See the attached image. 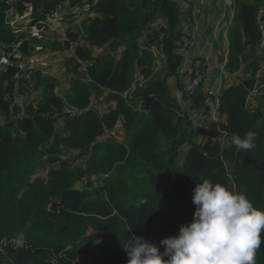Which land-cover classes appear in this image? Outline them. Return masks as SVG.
<instances>
[{"label": "trees", "instance_id": "trees-1", "mask_svg": "<svg viewBox=\"0 0 264 264\" xmlns=\"http://www.w3.org/2000/svg\"><path fill=\"white\" fill-rule=\"evenodd\" d=\"M11 1L0 0L3 53L20 39L21 58L37 48L26 34L3 25L8 9L13 8L17 23L30 26L57 6L63 13L68 5L79 10L69 14L68 24L73 25L71 19L80 22L66 31V41L59 47L83 37L87 47L75 54L94 65L88 71L89 82L70 79L66 93L56 92L54 78L42 81L36 75L30 91L38 87L42 93L36 104L16 103L29 92L12 81L13 68L0 75V264H127L123 248L130 235L159 247L162 239L176 236L182 224L192 221L193 189L204 180L243 193L255 208L264 210V91L255 105L245 102L257 69L260 33L255 16L263 0H237L234 5L228 28L233 45L223 69L229 77L239 71L243 77L238 84L222 86L223 131L228 136L221 142L205 137L201 128H191L189 110L179 108L173 85L169 88L181 60L177 42L184 32L179 10L188 19L191 8H181L177 0ZM162 21L167 24L162 30L166 60L159 75L132 93L133 108L114 93L129 88L133 67L145 78L152 73V57L147 51L139 54L138 41L149 46V38L157 33L155 23ZM93 48H104L106 54L91 57ZM120 48L124 50L115 60L112 55ZM70 65L68 72L72 61L65 64ZM106 93L109 107L100 115L89 106L90 100ZM185 100L198 109L202 96L197 92ZM65 105L88 110L69 119L61 114ZM116 128L124 132L123 144L98 142ZM249 131L256 133L251 150L231 145L234 136L243 138ZM114 157L136 175L122 180L117 171L113 182L105 185L107 194L94 192L90 183L74 187L98 170L107 174L106 161ZM78 161L87 163L74 167ZM43 166L48 167L45 175H36ZM21 233L25 243L17 246ZM261 240L255 264H264V232Z\"/></svg>", "mask_w": 264, "mask_h": 264}, {"label": "built area", "instance_id": "built-area-1", "mask_svg": "<svg viewBox=\"0 0 264 264\" xmlns=\"http://www.w3.org/2000/svg\"><path fill=\"white\" fill-rule=\"evenodd\" d=\"M15 0H12L13 3ZM237 0H222V8L230 9L228 19L224 16V23L226 28L224 30H218L220 23L217 22L213 30L211 31V37L204 35L203 36V45L204 47L198 51V36L196 32H184V36L177 42V51L180 55V63L174 72V83L172 96L180 109L186 108L189 110V119L191 120L192 127L198 129L203 125H208L214 132H210L211 137H207L212 141H223L224 138L228 136L226 132L223 131V125L226 123V117L221 112V95H222V86L224 73L220 72L219 75H213L211 73V59L213 57V40L218 36L219 39L224 38L227 43L224 45L223 56V66L227 62V58L230 52L229 42H228V28L232 23L234 16V5ZM82 3H86V0H82ZM200 9L204 8L199 7ZM75 11H79L78 8H75ZM62 6H57L55 10L51 11L45 19L37 20L33 25L27 23L20 25L15 20L13 8L8 9L5 12L3 25L9 27L12 32L18 34H31L38 31H50L52 23H64L68 20L65 19V16L61 15ZM204 12V11H203ZM202 12V14H203ZM201 14V15H202ZM200 15V16H201ZM200 16H197L199 18ZM18 24V25H17ZM255 24L260 33V41L258 44V63L257 69L253 75V87L248 92L245 102L248 106L255 105L258 98L261 96L264 91V0L263 6L258 10L255 16ZM164 34L156 33L154 39H152L149 46H144L140 43L138 45L139 54L144 51H147L153 61L152 70L155 65H157V70L162 67L163 62L166 60V56L163 50L162 42L160 41L163 38ZM213 39V40H212ZM22 47V40L13 43L9 51L2 53L0 61V75L5 73L8 68L14 69V74L12 81L15 82L16 86L24 87L27 90H23L27 93V96L33 88L34 85V74L37 72H46L53 68H59L65 65L68 61H72V72L70 74V79L74 82H89L88 71L94 65L93 61H85L76 56V51L81 47L77 42H69L67 46L63 47L59 54L49 57V58H39V57H20V50ZM14 59V61L12 60ZM158 73V72H157ZM156 73H151L147 78L143 76L144 79L148 82L150 77ZM223 79V80H222ZM146 82V83H147ZM131 86V85H130ZM130 89V88H129ZM126 90L123 93H114L118 97L126 101ZM199 92L202 96V102L198 109H194L190 104L185 100V98H190ZM22 98H24L22 96ZM88 108L83 110L65 105L61 110V114L69 119H74L82 116ZM205 135V134H204ZM206 137V136H205ZM3 243V240H0V244ZM14 243V241H13Z\"/></svg>", "mask_w": 264, "mask_h": 264}, {"label": "clouds", "instance_id": "clouds-1", "mask_svg": "<svg viewBox=\"0 0 264 264\" xmlns=\"http://www.w3.org/2000/svg\"><path fill=\"white\" fill-rule=\"evenodd\" d=\"M255 138L256 133L249 131L243 138L234 136L230 143L238 150H251ZM192 203L196 206L192 221L182 224L176 236L162 239L159 247L130 235L123 248L127 264H255L264 210L255 208L245 194L208 180L196 184ZM15 242L23 246L22 233Z\"/></svg>", "mask_w": 264, "mask_h": 264}, {"label": "rangeland", "instance_id": "rangeland-1", "mask_svg": "<svg viewBox=\"0 0 264 264\" xmlns=\"http://www.w3.org/2000/svg\"><path fill=\"white\" fill-rule=\"evenodd\" d=\"M177 1H178L179 5L181 6V8H183L185 10L187 8H191V15L188 19L186 18L185 11L182 9L179 10V17H180L181 26L185 25V27H183V29H185L186 32H194V30H195L196 35L199 37H202V36H204L203 33L205 32V30L207 28L211 27L208 34H206L207 36L211 37V31L213 30V28L215 27V24L217 22L220 23V27L218 30H224L226 28L225 23H224V18H222V16H224L228 19L230 9L229 8L223 9L221 1H219V2H217L218 0H177ZM202 3H204V5H208V8H209V9H206L203 14H202V12L204 11L205 8H202V9L199 8V7H202ZM216 3H217V5L215 6ZM64 7H65V9H67V11L70 9L69 6H64ZM61 15H63V13H61ZM200 15H201L200 19L204 20L205 24H206V27L204 29L199 28L200 22L198 21L197 16H200ZM20 23L22 24V23H24V21H20ZM166 25L167 24L164 21H162L160 23H155L154 27L157 30V33L159 32V34H164L163 38L160 41H163L166 39V35L162 31ZM50 33L51 32H48V31H44V33H43V31H38L35 33L27 34V36L29 37L28 38L29 41L33 40V42H35V44H36L35 47H37L35 49H31L30 51H28V54H30V53L32 54V55L30 54L31 55L30 57H41V56H43L49 52H51L52 55H56L60 51V49L62 47L54 53V51H52V44L55 42L60 43L63 39V36H60L59 34L51 36ZM152 39H153V37L149 38L150 41H152ZM24 40H25V38H24ZM84 42H85L84 38L81 37V39L79 40L78 43L82 47ZM213 42H214V44H213L214 53L217 52L219 54H223V52H224L223 45H225L227 43V41L224 38L219 39V37L217 36L216 39L213 40ZM228 42H229V47L232 48L233 41L231 38H229V35H228ZM140 43H141V40L138 41L139 45H140ZM101 50L94 53V56L98 57L102 54H106L104 52L105 49H101ZM123 50L124 49L120 48L117 51V54L112 55V56H114L115 60L120 59V56H121ZM1 51H2V47H0V54L3 53V51H2V53H1ZM218 60L221 61L220 57H218ZM70 68H71V65L69 66V68H66L65 65H63V66L59 67L58 69H56L55 71H52V73L57 75L56 79L58 80V85H59L58 90H56L57 93H64V92L68 91L67 89H69V85H70V81H71L70 80L71 72H68V70H70ZM161 70H162V68L157 70V65H155L152 72L157 73ZM131 73H132V82H131V86H129L130 89L129 88L127 89L129 91H127L126 101H128L130 105H133V103L131 102L132 93H138V92L142 91L144 89L147 81H146V79L143 78V76L139 72V68L133 67V70L131 71ZM223 73H224L223 83L225 82L224 83L225 87L228 83L238 84L239 81H241L242 77H243V75H241L240 71L233 74V75H230L232 77H229L227 75L228 73H226L225 70H223ZM159 74H156L154 77H156ZM173 83H174V77L169 79V88H172ZM31 95L32 94H29V96H31ZM123 95H124V93H123ZM106 96H108V93H106L102 96L92 97L90 100L91 101L90 105L92 107H94L100 115L105 113L109 107V104L106 102ZM133 108H135L134 105H133ZM191 128L194 129L192 126H191ZM200 128L203 129V133L205 134L204 136H206V137H211L210 132H214L210 128H208V125H203ZM116 129L114 131H111V132L106 131L98 139V142H102V143L113 142V143H119V145H120V143L123 144L122 141L124 139V132H123L122 128H119L117 130ZM115 160H116V157L106 161V165L108 167V171L106 172L107 174L98 170V171H96V173H93L94 175H91L89 177H84L83 180L81 182L76 183L74 185V187L77 189H82L84 186H86L88 183H90V185H91L90 187H92V190L94 192L101 190V191H104L105 194H107L106 189H105V185L107 184V182H111V183L113 182L114 178L116 176H118L115 174L117 171L121 172L120 176H121L122 180L128 179V177H133L136 175L135 174L136 170L134 173L133 168H128V167L123 166V161L116 163ZM85 163H87V162L86 161L85 162L78 161L74 167H77L80 165L85 166ZM47 169H48V167L43 166L39 171L36 172V175H40L42 177L43 175H45V171ZM64 257L65 256L63 255L62 258L64 259ZM65 260H66V257H65Z\"/></svg>", "mask_w": 264, "mask_h": 264}, {"label": "crops", "instance_id": "crops-1", "mask_svg": "<svg viewBox=\"0 0 264 264\" xmlns=\"http://www.w3.org/2000/svg\"><path fill=\"white\" fill-rule=\"evenodd\" d=\"M217 5V3L215 4V6ZM64 6H68V5H64ZM202 6L205 8L204 9V12H205V10L206 9H209L208 8V5H204V3H202ZM211 9V8H210ZM76 9H72V8H70L68 11H67V9H65V7H64V11H63V16H65V19L66 20H68L69 22H70V18H69V14H72L71 12L73 11V14H75V13H77L78 11H75ZM203 12V13H204ZM72 14V15H73ZM201 18V16L198 18V21L200 22V24H199V28L200 29H204L205 27H206V24H205V21L204 20H201L200 19ZM68 21H66V22H64V23H57V22H55V23H52V26H51V30L49 31V32H51L50 34H51V36L52 35H56V34H59L60 36H63V39H62V41L58 44L57 42H55V43H53L52 45H53V47H52V51H54V53L56 52V51H58V49H60V47H59V45H62L63 43H64V41H66V31L68 30V29H72L73 27H78L79 26V22L80 21H78V20H76V22H74L73 21V19H71V21H72V24L73 25H69L68 24ZM71 23V22H70ZM216 25V24H215ZM182 27V30H183V32H186V30L185 29H183V27H185V25L184 26H181ZM211 28V27H210ZM210 28H207L206 30H205V32L203 33V35H206V34H208V32L210 31ZM81 39V38H80ZM79 39V40H80ZM198 41L200 42V44L198 45V51H200V49L201 48H203L204 47V45H203V36L202 37H199L198 36ZM79 40H77V42H79ZM213 44H214V42H213ZM36 45V44H35ZM85 45V46H84ZM64 47V46H63ZM85 47H87V43L86 42H84L83 43V48H85ZM212 48H213V46H212ZM223 48H224V45H223ZM63 48H61L60 49V51L62 50ZM101 49H104V48H93L91 51H90V56L91 57H95L94 56V53H96L97 51H99V50H101ZM122 49H124V48H122ZM60 51L57 53V54H59L60 53ZM102 51V50H101ZM56 54V55H57ZM52 56H55V55H52L51 54V52H49V53H46L45 55H43V56H41V57H39V58H43V59H45V58H49V57H52ZM218 57H220V59H221V61H219L218 60ZM220 65V66H219ZM219 66V67H218ZM56 69H58V68H53V69H51V70H49V71H46V72H37V73H35L34 74V76L36 77V75H38V74H40V77L42 78V81H44L45 79H48V78H50V79H55V81H56V83H57V90H58V88H59V85H58V80L56 79V74H54V73H52V71H55ZM223 56H222V54H219V53H214V51H213V57H212V59H211V73L213 74V75H219L220 74V72H222L223 73ZM34 77V78H35ZM223 80V79H222ZM70 85H69V89H67L68 91L67 92H70ZM64 93H66V92H64ZM42 93H41V91H40V89L37 87L36 89H34V92L32 93V95L31 96H27V98L25 99V98H22V96H20L19 98H17L16 99V103H19V104H22V103H28V102H34L35 104L42 98V95H41ZM90 103H91V101H90ZM89 106H91V105H89Z\"/></svg>", "mask_w": 264, "mask_h": 264}]
</instances>
